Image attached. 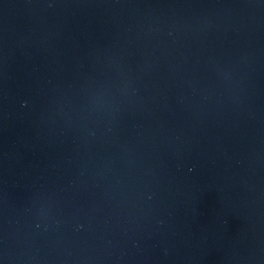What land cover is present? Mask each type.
<instances>
[{"label": "water", "instance_id": "95a60500", "mask_svg": "<svg viewBox=\"0 0 264 264\" xmlns=\"http://www.w3.org/2000/svg\"><path fill=\"white\" fill-rule=\"evenodd\" d=\"M0 264H264V0H0Z\"/></svg>", "mask_w": 264, "mask_h": 264}]
</instances>
